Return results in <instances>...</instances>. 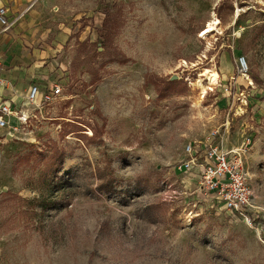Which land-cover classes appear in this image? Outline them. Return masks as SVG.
Returning a JSON list of instances; mask_svg holds the SVG:
<instances>
[{"label": "rangeland", "instance_id": "obj_1", "mask_svg": "<svg viewBox=\"0 0 264 264\" xmlns=\"http://www.w3.org/2000/svg\"><path fill=\"white\" fill-rule=\"evenodd\" d=\"M10 6L26 12V68L62 95L0 143V264H264V218L232 220L173 170L224 123L264 207V0ZM212 13L221 33L204 38ZM203 68L219 73L204 90Z\"/></svg>", "mask_w": 264, "mask_h": 264}, {"label": "built area", "instance_id": "obj_2", "mask_svg": "<svg viewBox=\"0 0 264 264\" xmlns=\"http://www.w3.org/2000/svg\"><path fill=\"white\" fill-rule=\"evenodd\" d=\"M14 21L8 17V8L0 6V34L7 32ZM3 68L0 51V70ZM240 75H248L249 66L244 55L236 59ZM8 80L0 76V86ZM225 92L233 87L225 83ZM62 95V87L55 80L43 83L32 82L24 95L23 102L0 99V143L4 140H20L30 115L36 108L55 102ZM225 124L213 127L199 142H188L183 149V158L173 165L175 174H192L198 190L219 209L229 213L232 220L244 222L249 227L257 219L264 218V207L258 205L249 183L243 147H225ZM249 141V139H248ZM187 180H183L185 182Z\"/></svg>", "mask_w": 264, "mask_h": 264}, {"label": "crops", "instance_id": "obj_3", "mask_svg": "<svg viewBox=\"0 0 264 264\" xmlns=\"http://www.w3.org/2000/svg\"><path fill=\"white\" fill-rule=\"evenodd\" d=\"M12 0H0V6L8 8V17L11 21H14L10 30L0 34V51L2 53L3 68L0 70V76L8 80L6 86H0V99H10L15 103H21L24 100L25 92L32 82L43 83L49 80V77L41 72L38 74V70H32L26 68L29 63L28 56L21 52V44L27 43L28 33L22 28L23 21L25 19V10H14L13 6H10ZM46 4L50 0H45ZM228 147V146H227ZM230 147V146H229Z\"/></svg>", "mask_w": 264, "mask_h": 264}, {"label": "bare ground", "instance_id": "obj_4", "mask_svg": "<svg viewBox=\"0 0 264 264\" xmlns=\"http://www.w3.org/2000/svg\"><path fill=\"white\" fill-rule=\"evenodd\" d=\"M219 24L220 20L215 16L214 13H212L206 25V30L203 31L200 36L206 38L208 36L212 37L214 32L215 34L221 33ZM200 76H204V78L199 79L197 81V85H199L203 90L206 88V85L218 84L219 73L215 68H203L200 72ZM204 80L206 81L205 83L203 82Z\"/></svg>", "mask_w": 264, "mask_h": 264}, {"label": "trees", "instance_id": "obj_5", "mask_svg": "<svg viewBox=\"0 0 264 264\" xmlns=\"http://www.w3.org/2000/svg\"><path fill=\"white\" fill-rule=\"evenodd\" d=\"M48 186H49L50 189H53V187H55V184L54 183H51V184L49 183Z\"/></svg>", "mask_w": 264, "mask_h": 264}]
</instances>
